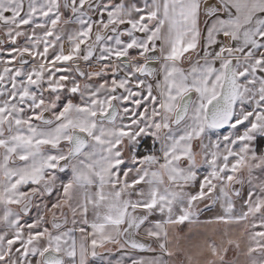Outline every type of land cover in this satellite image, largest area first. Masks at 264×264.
<instances>
[{
	"label": "snow or ice",
	"instance_id": "obj_1",
	"mask_svg": "<svg viewBox=\"0 0 264 264\" xmlns=\"http://www.w3.org/2000/svg\"><path fill=\"white\" fill-rule=\"evenodd\" d=\"M0 264H264V0H0Z\"/></svg>",
	"mask_w": 264,
	"mask_h": 264
}]
</instances>
